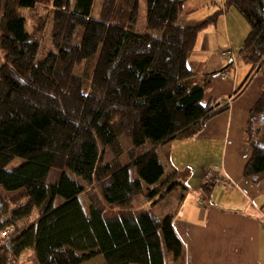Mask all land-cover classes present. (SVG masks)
Returning a JSON list of instances; mask_svg holds the SVG:
<instances>
[{
	"label": "trees",
	"instance_id": "16d2710c",
	"mask_svg": "<svg viewBox=\"0 0 264 264\" xmlns=\"http://www.w3.org/2000/svg\"><path fill=\"white\" fill-rule=\"evenodd\" d=\"M186 1L145 0L139 30V0H0V264H27L28 251L34 264H172L182 257L173 220L188 189L176 176L160 182L157 149L195 138L232 99L203 103L215 75H195L188 58L220 10L183 26ZM224 8L249 28L239 57L250 72L237 98L264 78V0H224ZM122 137L131 141L126 150ZM243 142L252 152L244 178L258 183L264 81ZM16 158L25 162L6 171ZM52 169L62 171L55 184L48 183Z\"/></svg>",
	"mask_w": 264,
	"mask_h": 264
},
{
	"label": "crops",
	"instance_id": "0c3cea01",
	"mask_svg": "<svg viewBox=\"0 0 264 264\" xmlns=\"http://www.w3.org/2000/svg\"><path fill=\"white\" fill-rule=\"evenodd\" d=\"M219 10L216 22L198 35L188 67L197 76L215 75L204 104H225L232 98L228 111L206 122L195 138L157 149L162 164L166 162L169 172L188 189L173 220L183 253L172 264H264V179L251 183L244 178L252 152L243 142L248 112L263 81L256 80L252 88L247 87L249 92L246 89L233 98L250 72L239 60L248 28L232 9L224 8V0H187L181 7L179 24H200ZM192 156H202L205 161L195 168ZM219 168L230 185L224 189L213 180L206 195L205 172L211 169L217 173ZM179 174H184V179ZM196 198L205 203L198 204Z\"/></svg>",
	"mask_w": 264,
	"mask_h": 264
},
{
	"label": "rangeland",
	"instance_id": "374dc122",
	"mask_svg": "<svg viewBox=\"0 0 264 264\" xmlns=\"http://www.w3.org/2000/svg\"><path fill=\"white\" fill-rule=\"evenodd\" d=\"M217 5H219L218 3H217ZM233 11H232V14H234L235 16H237V18H238V20H242V24H243V26H246V28H248V26L246 25V23L244 22V20L242 19V18H240L238 15H237V13H236V11L234 10V9H232ZM145 17H146V2H145V0H139V18H138V24H137V28L139 29V30H143L144 29V27H145ZM29 27H27V29H28ZM29 30V29H28ZM247 30H249V28L247 29ZM235 54H236V56H238V54H237V51L235 52ZM239 60H240V62H241V59L239 58ZM259 79H261L262 81H264V78L262 77V76H260V75H258V76H256L252 81H251V85L250 86H248V88L249 87H253V85L255 84V81L256 80H259ZM256 87H257V84H256ZM255 87V88H256ZM247 89V88H246ZM246 92H249V89H247V91ZM203 103H205V101L203 102ZM120 140V143H121V146H122V148L124 149V150H126L127 148H129L130 146H131V141L128 139H125L124 137H122V138H120L119 139ZM187 150V149H186ZM111 155H110V153H107L106 155H105V159H104V161L105 162H109L110 160H111ZM191 162H192V164L195 166V168H198V166L202 163V162H204L205 161V158H203L202 156H192L191 157ZM120 161H121V164L123 165V166H126V165H128L129 164V162H128V158L126 157V155H123V156H121V158H120ZM25 161L23 160V159H21V158H16L15 160H13L6 168H5V170L6 171H11V170H13V169H16L17 167H19L20 165H22L23 163H24ZM163 165H164V169H165V173H164V176L161 178V180H160V182H162V181H165V180H167V179H170L171 177H170V175H171V173L173 174V172H169V169L166 167V162H163ZM72 179H74V180H76V181H78V182H80L75 176H73L72 174H70V173H68V172H66ZM61 174H62V171H60V170H54V169H52L51 170V172H50V174H49V177H48V183H50V184H55V183H57L58 182V180H59V178H60V176H61ZM130 174H131V177L133 178V179H136L137 178V175H136V173H135V171H134V169H131L130 170ZM173 176H174V174H173ZM184 174H179V177H182V178H180V179H184ZM184 181V180H183ZM219 187H221L220 185H219ZM147 188H146V186L145 185H143V190H144V192L146 193V190ZM222 189V188H221ZM223 190V189H222ZM93 191H95V190H93ZM220 192V191H219ZM188 193H190V192H188ZM195 196H196V193L194 194ZM196 199H199V198H196ZM79 201H80V204H81V206H82V208L84 209V211L86 212V213H88V200H87V197H86V195L85 194H82L80 197H79ZM199 201H203V203H205V201L204 200H202V198L201 199H199L197 202H198V204H199ZM57 203L56 204H58L59 202L61 203V200H57L56 201ZM59 203V204H60ZM32 257V258H31ZM27 259L28 261H27V264H34V258H33V256H32V252L31 251H28L26 254H25V256H24V259ZM30 258H31V260H30ZM102 262V260L101 259H95V260H92V261H90V262H88V263H86V264H100Z\"/></svg>",
	"mask_w": 264,
	"mask_h": 264
},
{
	"label": "built area",
	"instance_id": "2783aa9c",
	"mask_svg": "<svg viewBox=\"0 0 264 264\" xmlns=\"http://www.w3.org/2000/svg\"><path fill=\"white\" fill-rule=\"evenodd\" d=\"M222 171V169L221 168H219V170H218V172L217 173H215L213 170H211V169H209V170H207L206 172H205V176H204V183H205V186H210V184H211V181H218V184L222 187V188H224V189H226V188H228L229 187V185H230V183H229V181L228 180H225V178H223L222 176H221V172ZM201 203V201H199V204Z\"/></svg>",
	"mask_w": 264,
	"mask_h": 264
}]
</instances>
